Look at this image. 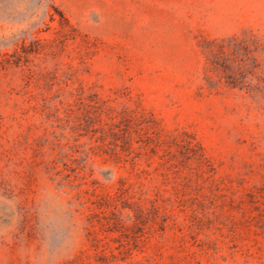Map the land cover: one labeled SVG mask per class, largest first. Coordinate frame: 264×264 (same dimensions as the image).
I'll use <instances>...</instances> for the list:
<instances>
[{"label": "rangeland", "instance_id": "obj_1", "mask_svg": "<svg viewBox=\"0 0 264 264\" xmlns=\"http://www.w3.org/2000/svg\"><path fill=\"white\" fill-rule=\"evenodd\" d=\"M0 264H264V0H0Z\"/></svg>", "mask_w": 264, "mask_h": 264}]
</instances>
